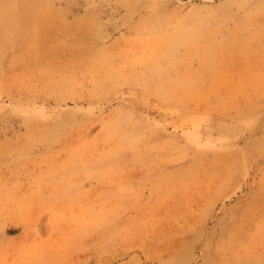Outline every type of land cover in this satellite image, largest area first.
<instances>
[{
  "label": "rangeland",
  "instance_id": "374dc122",
  "mask_svg": "<svg viewBox=\"0 0 264 264\" xmlns=\"http://www.w3.org/2000/svg\"><path fill=\"white\" fill-rule=\"evenodd\" d=\"M30 1L0 0V264H264V0Z\"/></svg>",
  "mask_w": 264,
  "mask_h": 264
},
{
  "label": "bare ground",
  "instance_id": "6f19581e",
  "mask_svg": "<svg viewBox=\"0 0 264 264\" xmlns=\"http://www.w3.org/2000/svg\"><path fill=\"white\" fill-rule=\"evenodd\" d=\"M28 1H30V0H28ZM36 1V0H35ZM132 1V0H131ZM31 2V1H30ZM37 2V1H36ZM41 2V1H40ZM134 2V1H133ZM19 3V2H18ZM27 3V2H26ZM29 3V2H28ZM21 4V3H20ZM48 4V3H47ZM49 4H51V3H49ZM18 5V4H17ZM155 14V13H154ZM156 17H158V16H156Z\"/></svg>",
  "mask_w": 264,
  "mask_h": 264
}]
</instances>
